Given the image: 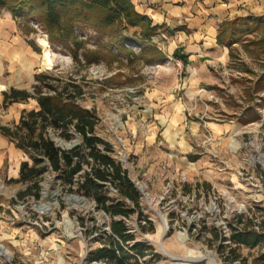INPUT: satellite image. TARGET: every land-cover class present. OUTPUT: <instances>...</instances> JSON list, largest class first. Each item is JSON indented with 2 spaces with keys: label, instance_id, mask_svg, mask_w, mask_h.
Listing matches in <instances>:
<instances>
[{
  "label": "rangeland",
  "instance_id": "374dc122",
  "mask_svg": "<svg viewBox=\"0 0 264 264\" xmlns=\"http://www.w3.org/2000/svg\"><path fill=\"white\" fill-rule=\"evenodd\" d=\"M19 14L0 8V247L9 254L0 253V264H111L95 260L111 218L94 198L71 192L51 168L21 180L22 164L39 157L18 146L42 128L35 125L32 135L20 128L39 109L36 88L64 92L95 113V135L113 146L142 194L141 215L126 219L153 249L141 264H225L221 247H232L236 217L264 219V11L237 21L241 39L221 45L224 58L208 68L212 81L200 85H186L192 67L174 58L164 27L152 42L141 40V28L121 31L132 56L83 26L68 47L52 44L38 19ZM152 46L164 56L153 58ZM46 49L50 67L42 64ZM13 90L30 98H6ZM69 131L72 140L48 124L45 137L69 151L81 144ZM104 191L119 198L113 187ZM239 254L234 264H264V245Z\"/></svg>",
  "mask_w": 264,
  "mask_h": 264
},
{
  "label": "trees",
  "instance_id": "16d2710c",
  "mask_svg": "<svg viewBox=\"0 0 264 264\" xmlns=\"http://www.w3.org/2000/svg\"><path fill=\"white\" fill-rule=\"evenodd\" d=\"M2 7H7L14 13L18 11L27 20L38 19L52 44L68 47L74 39L75 28L83 26L92 29L100 38L107 37L110 44L121 54L132 56L131 50L125 46L121 31L141 28V40L152 42L157 32L163 28L154 26L149 17L139 14L132 0H0V8ZM237 28L240 29L237 21L224 22L220 28L222 30L219 32L218 43L230 48L243 35L237 34ZM150 49L153 58L164 56L158 48L152 46ZM174 58L185 65L188 63L178 52ZM35 79L44 82L46 77L40 75L35 76ZM35 93L39 109L30 111L22 118L20 128L27 129L30 135L35 133V125L41 124L42 128L35 140L23 138L18 146L30 154H38L39 157H31L33 166H29L28 162L22 164L21 180H34L51 168L60 175L71 192H83L84 195L94 198L97 208L103 209L111 218L110 235L103 248L98 249L95 260H104L111 264H141L147 255L153 254V249L137 240L126 219L136 213L141 215L142 194L131 180L128 170L113 157V146L95 135V113L79 106L74 98L66 97L64 92L44 95L36 88ZM10 97L14 98L13 101H19L28 100L30 95L26 91L13 90L6 94V98ZM48 124L61 131V136L66 140L73 139V135L69 134V129L72 128L79 136L81 144L69 151L59 148L55 142L45 137V126ZM2 131L3 134L14 137L7 129ZM85 166L89 167L87 171ZM82 172H85L84 179L76 181V176ZM35 186L37 188L38 184ZM105 187L115 188L119 198L110 197L104 191ZM244 219L245 216H237L235 228L230 223L232 247L227 251L226 247H221L225 264L239 262V250L242 247L255 249L264 245V219L259 224H255L254 218Z\"/></svg>",
  "mask_w": 264,
  "mask_h": 264
},
{
  "label": "crops",
  "instance_id": "0c3cea01",
  "mask_svg": "<svg viewBox=\"0 0 264 264\" xmlns=\"http://www.w3.org/2000/svg\"><path fill=\"white\" fill-rule=\"evenodd\" d=\"M132 3L154 26L165 28L170 38L163 34V39L168 41L174 55L178 52L186 58L187 67H192L194 77H189L186 85L212 81L208 73L210 63L224 58L218 43L221 24L264 11V0H132ZM215 131L218 133L220 129Z\"/></svg>",
  "mask_w": 264,
  "mask_h": 264
},
{
  "label": "bare ground",
  "instance_id": "6f19581e",
  "mask_svg": "<svg viewBox=\"0 0 264 264\" xmlns=\"http://www.w3.org/2000/svg\"><path fill=\"white\" fill-rule=\"evenodd\" d=\"M40 42H41V45L42 46H44V47H47L48 46V41H47V39H46V36H42L41 38H40ZM42 59H43V62H42V64L44 65V66H46V67H50V66H52V64H53V59H52V53H51V51H49L48 49H46L45 51H44V54H43V57H42ZM0 253L1 254H3V255H5V256H8L9 254H8V252L3 248V247H0ZM196 258H192L191 260H195ZM201 260V259H200ZM196 261V260H195ZM213 261V263L214 264H216L215 262H214V260H212Z\"/></svg>",
  "mask_w": 264,
  "mask_h": 264
},
{
  "label": "water",
  "instance_id": "95a60500",
  "mask_svg": "<svg viewBox=\"0 0 264 264\" xmlns=\"http://www.w3.org/2000/svg\"><path fill=\"white\" fill-rule=\"evenodd\" d=\"M140 190H142V189H140Z\"/></svg>",
  "mask_w": 264,
  "mask_h": 264
}]
</instances>
